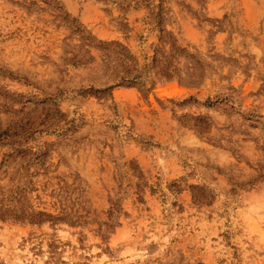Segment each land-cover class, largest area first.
Masks as SVG:
<instances>
[{
  "label": "rangeland",
  "instance_id": "obj_1",
  "mask_svg": "<svg viewBox=\"0 0 264 264\" xmlns=\"http://www.w3.org/2000/svg\"><path fill=\"white\" fill-rule=\"evenodd\" d=\"M0 264H264V0H0Z\"/></svg>",
  "mask_w": 264,
  "mask_h": 264
}]
</instances>
